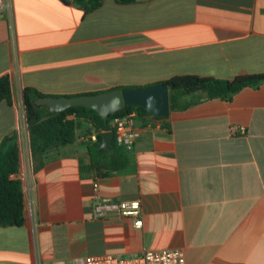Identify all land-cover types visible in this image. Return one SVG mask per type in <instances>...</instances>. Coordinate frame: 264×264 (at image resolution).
<instances>
[{
  "label": "crops",
  "instance_id": "obj_1",
  "mask_svg": "<svg viewBox=\"0 0 264 264\" xmlns=\"http://www.w3.org/2000/svg\"><path fill=\"white\" fill-rule=\"evenodd\" d=\"M10 1L14 49L0 17V75L10 85L0 140L17 142L26 86L59 95L181 73L264 72V0H101L89 10L73 0ZM133 124L126 164L104 174L87 165L84 141L96 130L87 120L72 141L40 152L25 131L22 220L0 225V264H72L75 255L153 247L180 249L184 264H264V80L163 117L136 114ZM231 124L244 131L231 134ZM95 192L138 199L141 224L93 217Z\"/></svg>",
  "mask_w": 264,
  "mask_h": 264
},
{
  "label": "trees",
  "instance_id": "obj_2",
  "mask_svg": "<svg viewBox=\"0 0 264 264\" xmlns=\"http://www.w3.org/2000/svg\"><path fill=\"white\" fill-rule=\"evenodd\" d=\"M85 10L92 9L101 0H73ZM128 3L134 0H116ZM264 80V72L236 74L221 78L195 73L174 74L162 80L167 84L168 108L180 109L205 98L219 97L228 99L244 85H257ZM121 86V85H119ZM22 103L29 143L32 152L70 142L79 119L87 120L96 130L95 139L84 141L89 156L88 166L99 173H110L122 168L127 161L124 148L112 138L107 147L100 146L101 132L109 127L113 115H122L134 111L137 115H149L142 106L124 104L121 108L107 114L103 120L93 108L83 105H71L61 110L50 111L43 105H37L32 99L43 94L31 87H23ZM0 99L10 102V85L7 74L0 75ZM18 150L15 135L0 140V225L19 224L22 220V194L17 176Z\"/></svg>",
  "mask_w": 264,
  "mask_h": 264
},
{
  "label": "built area",
  "instance_id": "obj_3",
  "mask_svg": "<svg viewBox=\"0 0 264 264\" xmlns=\"http://www.w3.org/2000/svg\"><path fill=\"white\" fill-rule=\"evenodd\" d=\"M0 17H4L8 28V40L14 49L15 33L13 24V11L10 0H0ZM15 59V53H13ZM15 62V61H14ZM17 99L20 103V112L18 125L16 129L17 150L20 151L24 147V133L27 130L21 91L17 93ZM136 115L134 111L124 113L122 115H113L109 120V127L113 132L114 141L123 148L132 146L135 127L133 117ZM155 118V117H153ZM230 133H241L244 131L242 125H230ZM95 139V134L91 133L86 139ZM91 213L93 217H104L109 214L128 215L132 217L134 226L141 224L140 203L138 199H109L101 197L94 193V200L91 205ZM72 264H184V256L180 249L172 247H153L142 248L138 252L126 255L106 252L102 254H88L83 256H72Z\"/></svg>",
  "mask_w": 264,
  "mask_h": 264
},
{
  "label": "water",
  "instance_id": "obj_4",
  "mask_svg": "<svg viewBox=\"0 0 264 264\" xmlns=\"http://www.w3.org/2000/svg\"><path fill=\"white\" fill-rule=\"evenodd\" d=\"M37 105H43L50 111L61 110L71 105H83L93 108L103 120L108 113L121 108L124 104L142 106L149 114L166 116L168 114L167 84L157 81L147 84L113 86L106 89L73 94H39L32 99ZM112 130L101 132L100 146L111 143Z\"/></svg>",
  "mask_w": 264,
  "mask_h": 264
},
{
  "label": "rangeland",
  "instance_id": "obj_5",
  "mask_svg": "<svg viewBox=\"0 0 264 264\" xmlns=\"http://www.w3.org/2000/svg\"><path fill=\"white\" fill-rule=\"evenodd\" d=\"M135 85V84H134Z\"/></svg>",
  "mask_w": 264,
  "mask_h": 264
}]
</instances>
